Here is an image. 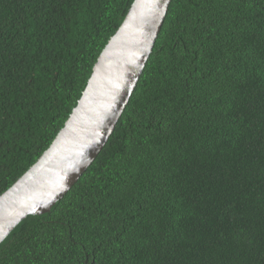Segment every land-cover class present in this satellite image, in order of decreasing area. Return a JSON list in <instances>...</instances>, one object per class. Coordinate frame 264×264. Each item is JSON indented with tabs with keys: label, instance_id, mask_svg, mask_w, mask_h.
<instances>
[{
	"label": "trees",
	"instance_id": "trees-1",
	"mask_svg": "<svg viewBox=\"0 0 264 264\" xmlns=\"http://www.w3.org/2000/svg\"><path fill=\"white\" fill-rule=\"evenodd\" d=\"M135 0H0V197L64 128ZM0 264H264V0H171L104 149Z\"/></svg>",
	"mask_w": 264,
	"mask_h": 264
},
{
	"label": "water",
	"instance_id": "water-1",
	"mask_svg": "<svg viewBox=\"0 0 264 264\" xmlns=\"http://www.w3.org/2000/svg\"><path fill=\"white\" fill-rule=\"evenodd\" d=\"M170 3L134 1L94 65L64 128L0 197V245L26 218L50 213L104 149L152 54Z\"/></svg>",
	"mask_w": 264,
	"mask_h": 264
}]
</instances>
